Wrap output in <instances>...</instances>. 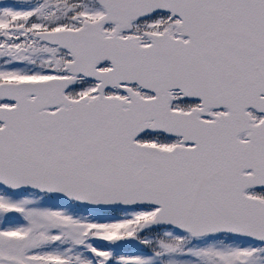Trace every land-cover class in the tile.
<instances>
[{"label":"snow or ice","instance_id":"obj_1","mask_svg":"<svg viewBox=\"0 0 264 264\" xmlns=\"http://www.w3.org/2000/svg\"><path fill=\"white\" fill-rule=\"evenodd\" d=\"M0 264H264V0H0Z\"/></svg>","mask_w":264,"mask_h":264}]
</instances>
